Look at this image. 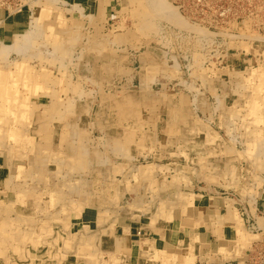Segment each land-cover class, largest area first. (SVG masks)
Instances as JSON below:
<instances>
[{
  "label": "crops",
  "instance_id": "crops-1",
  "mask_svg": "<svg viewBox=\"0 0 264 264\" xmlns=\"http://www.w3.org/2000/svg\"><path fill=\"white\" fill-rule=\"evenodd\" d=\"M0 1V42L9 45L17 37L33 31V25L49 31L51 27L58 30L59 26L64 27L65 24L67 27L63 30L68 31V26L73 24L76 25L75 31H85L88 26L85 20L96 13L92 7L98 2L68 0L70 8L61 14L68 20L66 24L63 21L57 22L60 18L54 9L35 10L30 5L25 7L26 4H22L21 0H6L8 4ZM98 28L99 25L94 29L89 27L88 30ZM96 57L99 55L84 54L78 70L80 65L84 69L92 68L95 73L102 67L104 71H100V77L96 75V82H100L101 88L108 84H104L105 80L112 83L109 90L111 93L106 92V88L100 90L97 85L93 89L97 91L93 99L95 101L87 99L86 95H92L93 91L88 83L82 89H73L80 96L74 92L69 93L77 95L75 102L68 99L69 95L61 93L60 98L47 99L36 107L27 137L14 142L12 149L4 153L0 150V208L14 202L11 211L17 220L13 219L12 222H21L26 218L30 224L27 228L29 236H39L35 233L39 231L45 234L42 238L48 240L53 239V232H41L52 231V226L44 224L63 225L60 231H56L58 234L77 233L80 231L77 226L81 225L86 235L91 234V238L98 241L106 254L128 258L132 264H161L164 262L162 253L165 251L178 258L184 256V261L191 258L195 264H208V258L215 254L214 251L217 253L230 244L233 232L231 226L236 224L229 216L226 200H222L227 197V190L237 193L236 189L229 188L226 179L230 174V161H238V158L229 155V136L224 132L220 136L211 135V129L218 127L215 119H212L208 127V135L203 134L204 138L198 134L182 135L187 128H196L200 124V120L188 121L194 116L190 111L196 113L197 109L190 106L189 102L185 104L189 112H186L188 119L184 121L170 114L173 108L170 110L166 107L165 112L162 108V92L149 90L150 65L147 55L141 57L139 54L136 59L124 56V63L128 64L124 68L132 67L129 69L130 76L118 70L122 65L118 56L104 54L99 59ZM138 65L140 70L134 71L133 66ZM136 72L140 73L141 82L140 87L133 90L131 82ZM245 110V116L242 112L245 123L256 134V138H252L254 149L255 144L261 143L262 139L264 142V136H261L264 133V106L255 100L247 104ZM162 112L170 115V119L162 120L160 127L164 126V131L169 133L164 135L163 143L166 142L171 149L167 153L163 152L155 132V139H152L156 146L160 145V150L149 153L147 136L151 128L159 127L157 118L163 116ZM138 113L141 119L134 118ZM147 117L153 119L152 124L146 120ZM243 142L237 145L242 151ZM255 155H251L253 161ZM199 161L203 162V172ZM239 164L244 165L241 162ZM252 167L253 184L249 183L247 187L238 190L257 194L252 206L260 208L264 206V184L256 177L254 164ZM198 176L206 180L203 186L197 183ZM205 186H208L207 190ZM166 192L172 193V199L166 198L169 195H165ZM156 194L158 198L154 200L157 201L153 202L152 198ZM18 195L22 198L20 203L15 201ZM235 203L237 207H246L239 199ZM137 207L145 208L140 213ZM42 208L45 209V215L40 210ZM152 208L154 211L149 212ZM245 214L242 222L251 216ZM154 255H157L156 258H153ZM10 262L11 259L4 260L3 264ZM44 264L51 263L47 261Z\"/></svg>",
  "mask_w": 264,
  "mask_h": 264
},
{
  "label": "rangeland",
  "instance_id": "rangeland-1",
  "mask_svg": "<svg viewBox=\"0 0 264 264\" xmlns=\"http://www.w3.org/2000/svg\"><path fill=\"white\" fill-rule=\"evenodd\" d=\"M74 1L78 2L79 0ZM97 1L96 5L92 7L96 13L85 20L88 24L85 31H75L76 25L73 24L68 26V29L70 28L68 31L63 30L67 27L65 24L64 27L59 26L58 30H53V28L52 31L38 28V31L33 33L38 36H35L32 41L24 43L21 42L22 37L16 39L15 43L13 42L16 49L12 52H7L8 49L4 46L10 43L2 44L0 42V74L12 75L14 71L24 73L29 69L22 77L24 79L15 83L18 89L17 96L20 97L22 103H20L21 109L27 108L25 107L27 104L28 108H32L30 120L32 122L34 111L39 104L45 103L47 99L60 98L61 93L65 95H69L70 92L77 93L73 89H82L88 83L91 85L89 86L91 90L98 85L100 90L104 91L106 88L105 91L111 93L109 90L112 83L105 80L104 84H108L101 88L100 82H96V75L100 77V71H104L102 67L101 70L95 72L96 74L92 68L84 69L80 65L78 70L79 61L83 60L84 54L99 55L96 57L97 59L104 54L118 56L119 63L121 62L123 65H121V71H125L124 75L126 76H130L129 69L132 67L124 68V65H128L124 63V56H132L136 59L139 54L141 57L147 55L150 65L149 90L162 92V108L165 109V112L166 107H169L170 110L173 108L174 110L170 114L174 115L176 119L186 120L188 119L186 112L189 111L185 104L189 102V105L191 104L194 109H197L196 113L200 110L196 116V113L191 110L190 114L194 116L188 119V121L200 120V124L196 128L193 126L187 128L185 132H182V135L198 134L204 138L203 134L208 135V127H210L212 119H215L218 127L211 129V135H228L230 139L229 155L238 158V161H230L232 163L229 169L230 174L226 178L229 188L236 189L237 195L230 192L231 190L229 192L227 190V197L222 199L226 200L231 220L236 221V224L231 226L234 233H231L232 237L229 239L230 244L227 248L220 249L217 253L214 251L215 254L208 258V264H264V206L260 208L252 206L253 198L256 199L257 194L252 191L238 190L243 186L247 187L246 185L249 183L253 184V164L257 169L256 177L262 185L264 184V142L262 139V142L258 145L255 144V148L252 149V138H256V134L245 123L244 117L247 104L250 105L258 100L264 106V8H259L264 0H166L172 8L186 17L187 21L182 18V24L168 21L166 19L168 17L162 13L164 11L154 10L146 4V0ZM2 2L9 3L6 0H2ZM21 2L26 4L25 7L30 5V8L35 10L39 8L54 9L60 18L57 22L69 23L61 16L65 9L70 8L68 0H21ZM255 12H259L258 15ZM97 25L100 27L97 30H88L89 27L94 29ZM145 33L148 35L145 36ZM131 34L134 35V39L131 36L130 38L126 37ZM121 58L124 59L121 61ZM129 59L127 58V60ZM98 64L101 63L98 62ZM133 70L139 71L140 65L133 66ZM33 75L37 76V79L28 80L29 76ZM84 75L87 77H82ZM134 75L135 79L131 84L133 90H137L140 87L141 77L139 72ZM120 88L122 89V87ZM120 88L119 90H121ZM91 93L92 95H86V98L93 100L97 91L93 90ZM76 96L72 93L68 99L75 102ZM11 97L10 91H3L0 95V104L7 99L11 102ZM100 98L102 99V97ZM138 98L140 97L136 99ZM11 103L13 104V101ZM182 106L183 109H180ZM206 111H208V116ZM242 112H244V116ZM16 113L18 115V112ZM162 115L157 118L159 127L151 128L147 136L149 153H156L160 150V145L154 144L153 135L155 132L159 137L157 142L161 144V147H164H162L163 152L167 153L168 149H171L170 145H166V142L163 143L164 135L169 133L164 131V126L160 127V124H163L162 120L170 119V115L168 116L164 112ZM8 116L7 112L4 117ZM140 116L138 113L134 118L139 119ZM18 119L19 115L16 123L9 124L10 126L0 123L2 124L0 126V150L3 153L7 149H12L15 145L13 143L20 139L19 137L18 140H14L9 136L12 134L10 131L16 129L17 125L21 123L18 122ZM146 120L150 124L153 122V119H148V117ZM22 123L19 130L22 135H26L30 126H24ZM227 123L228 126H226ZM262 135L264 136V133H261ZM21 139H24V136ZM242 140H244L242 144L244 151L237 146ZM251 155L256 156L255 161ZM200 162L198 164L203 172V162ZM204 181H206L204 177H197L199 185L203 186ZM255 185L257 188L258 185ZM205 188L207 190L208 186ZM166 194H169L166 198L172 199L170 198L172 193L166 192ZM151 196L153 197V195ZM156 198H158V194L152 198V201H157L154 200ZM235 198L243 202L246 207H237ZM137 208L141 213L145 207ZM1 209L2 207L0 212ZM40 210H43L42 214L45 215V209ZM152 210L154 211L153 208L149 209V212H153ZM245 213L251 216L242 222ZM16 217L13 210L8 212L6 208L5 212L0 214V225L2 224L0 226V255L2 254L0 264L8 259H11L10 263L12 264H33L34 261V264H44L47 261H50L51 264H132L128 258L106 254L103 247L99 246L98 241L89 237L91 234L86 235L84 229L80 227L81 225H76L80 230L77 233L58 234L56 231H60L63 225L44 224V226L51 225L52 231L41 233L48 232L50 234L53 232L52 241L42 238L45 234H40L39 231L35 232L39 236H29L27 228L30 224L25 219L21 222L16 221ZM151 218L153 217L151 216ZM166 218L170 217H164V219ZM13 219H16L15 222H12ZM56 234L58 235L56 236ZM90 243L91 245H89ZM48 249L49 252H47ZM164 253H162L164 262L161 264H195L194 259L187 258L184 261V256L178 258L166 254V251ZM156 256L154 255L153 258Z\"/></svg>",
  "mask_w": 264,
  "mask_h": 264
},
{
  "label": "bare ground",
  "instance_id": "bare-ground-1",
  "mask_svg": "<svg viewBox=\"0 0 264 264\" xmlns=\"http://www.w3.org/2000/svg\"><path fill=\"white\" fill-rule=\"evenodd\" d=\"M197 1V0H196ZM200 3H201V1H200ZM203 3V2H202ZM146 4L148 5V6H151L154 10L155 9H159L161 12L162 11H164V12H162L164 15H166L168 18H166L168 21H172V22H175L176 24H182V18L184 19V20H186V17L184 16V15H182L181 14V12H177L174 8H172L167 2H166V0H146ZM46 5V4H45ZM77 5V4H76ZM77 7V6H76ZM76 7H75V9H76ZM98 7H99V5H98ZM176 7V6H175ZM176 8H178V7H176ZM259 8L260 9H262V8H264V3L263 4H261L260 6H259ZM78 10V9H77ZM79 10H81V9H79ZM78 12V11H77ZM80 12V11H79ZM179 13V14H178ZM258 13L259 12H255V14H257L258 15ZM48 14V13H47ZM184 14V13H183ZM180 15V16H179ZM192 16H193V14H192ZM49 17V16H48ZM185 17V18H184ZM35 19V18H34ZM45 19V18H44ZM43 19V20H44ZM31 21V20H30ZM90 21V20H89ZM187 21V20H186ZM35 23H36V20H35ZM188 23V22H187ZM31 24V23H30ZM33 24H34V21H33ZM189 25V24H188ZM140 26V25H139ZM191 26V25H190ZM32 27V26H31ZM30 27V28H31ZM38 26L37 25H33V31H28L27 33H24L22 36H20V37H22V40H21V42H26V41H28V42H30V41H32V39L35 37V36H38V35H33V33L34 32H37L38 31V28H37ZM194 27V26H193ZM138 28V27H137ZM192 28V27H191ZM51 31H52V27L51 28H49ZM203 29H205V28H203ZM23 30V29H22ZM54 30V29H53ZM205 30H207V29H205ZM71 31V30H70ZM140 31V30H139ZM139 31H137V32H139ZM116 35V34H115ZM148 34H146L145 33V36H147ZM130 36L132 37V39H134V35L133 34H131V35H127L126 37H128V38H130ZM40 37V36H39ZM231 36H229V38H230ZM228 38V39H229ZM232 38V37H231ZM239 38V37H238ZM16 39H19V37L18 38H16ZM233 39V38H232ZM71 40H74V39H71ZM15 43V42H14ZM14 43L13 44H11V45H4V46H6V48L8 49L7 50V52H12V51H14L15 49H16V47L14 46ZM3 44V43H2ZM23 44V43H22ZM28 44V43H27ZM26 44V45H27ZM80 44V43H79ZM96 44V43H95ZM30 45V44H29ZM75 45V44H74ZM235 45V44H234ZM233 45V46H234ZM72 46V45H71ZM109 46V45H108ZM133 46V45H132ZM235 48V47H234ZM88 52V51H87ZM92 53H94V52H92ZM97 54V53H96ZM116 54V53H115ZM127 62V61H126ZM86 63V62H85ZM103 63V62H102ZM90 65V64H89ZM120 66V65H119ZM86 67V66H85ZM250 67H252V66H250ZM249 67V68H250ZM84 68V67H83ZM248 68V67H247ZM87 69V68H86ZM118 70H121L120 68H118ZM117 70V71H118ZM29 71V69L27 70V71H25L24 73L22 72V71H19V73L18 72H16V71H14L13 72V74L12 75H5L4 73H1L0 74V95H1V93L3 92V91H10L11 93H12V97L10 98L11 99V102L13 101V104L7 99V100H5V102H3L2 104H0V123H4V125H7V126H10L9 124H14V123H16V121H17V116L19 115V119H18V122L20 123H22V121H23V123H22V125H24V126H30V124H31V117H32V113H31V109H30V107L28 108V104L27 105H25V107H27V108H24V109H21V106H20V103H21V101H20V97H18L17 96V92H18V89L16 88V86H15V83H16V81H18V80H20L21 81V79H24V78H22L23 76H24V74H26L27 72ZM128 71V70H127ZM120 72V71H119ZM251 72V71H250ZM79 77H81V76H79ZM87 77V76H86ZM34 78H36L37 79V76H35V75H33L32 77L31 76H29V78H28V80H30V81H32V79H34ZM93 79V78H92ZM36 83V82H35ZM145 90V89H144ZM148 90V89H147ZM200 93V92H199ZM105 94H107V93H105ZM207 96V95H206ZM214 99V98H213ZM217 99V98H216ZM200 100H202V99H200ZM217 101V100H216ZM215 101V102H216ZM219 101V100H218ZM217 101V102H218ZM194 102H195V100H194ZM221 102V101H220ZM203 103V102H202ZM22 104V103H21ZM85 107V106H84ZM218 108V107H217ZM86 109V108H85ZM237 109V108H236ZM21 110V111H20ZM7 112H8V117H4L6 114H7ZM16 112H18V115H16L17 113ZM84 114H86V113H84ZM21 115V116H20ZM5 118V119H4ZM215 118V117H214ZM125 119V118H124ZM185 119V118H184ZM129 121V120H128ZM184 121V120H183ZM49 122V121H48ZM120 122V121H119ZM20 123V124H21ZM50 123V122H49ZM20 124H18L17 125V128L16 129H13V131H10V132H12V134L11 135H9L12 139H14V140H18L19 139V137H20V139H21V137L22 136H24V138H26L27 137V135H22L21 133H20V130H19V128L21 127L20 126ZM88 124V123H87ZM2 124H0V126H1ZM20 126V127H19ZM23 126V127H24ZM77 127V126H76ZM138 127H140V126H138ZM70 128V127H69ZM82 130H84V129H82ZM27 134V133H26ZM62 134V133H61ZM65 135V134H64ZM70 135V134H69ZM45 136V135H44ZM86 137V136H85ZM67 138V137H66ZM82 138V137H81ZM19 139V140H20ZM61 139V138H60ZM63 139V138H62ZM79 139V138H78ZM83 139V138H82ZM82 139H80V140H82ZM86 139V138H85ZM73 140H75V139H73ZM72 140V141H73ZM35 141V140H34ZM105 141V140H104ZM71 142V141H70ZM104 143V142H103ZM107 143V142H106ZM143 143V142H142ZM36 145V144H35ZM37 147V146H36ZM81 149V148H80ZM48 150V149H47ZM80 151V150H79ZM108 151V150H107ZM30 154V153H29ZM51 154V153H50ZM53 154V153H52ZM64 157V156H63ZM74 157V156H73ZM64 159H65V157H64ZM10 165V164H9ZM29 165V164H28ZM72 165V164H71ZM97 166H98V164H97ZM134 166V165H133ZM68 167V166H67ZM9 168V167H8ZM81 168V167H80ZM98 168H100V167H98ZM55 169V168H54ZM114 169V168H113ZM80 170V169H79ZM89 170V169H88ZM57 171V170H56ZM61 171V170H60ZM66 171V170H65ZM113 171V170H112ZM55 172V171H54ZM87 172V171H86ZM52 173V172H51ZM65 173V172H64ZM88 173V172H87ZM31 175V174H30ZM71 176V175H70ZM81 176V175H80ZM27 177V176H26ZM74 177H75V175H74ZM77 177V176H76ZM75 177V178H76ZM45 180V179H44ZM15 181V180H14ZM25 181V180H24ZM10 182V181H9ZM1 183V182H0ZM14 184H16V183H14ZM18 185V184H17ZM25 185H27V184H25ZM54 186V185H53ZM25 188V187H24ZM32 188V187H31ZM264 189V188H263ZM31 190H33V189H31ZM30 190V191H31ZM78 190V189H77ZM264 191V190H263ZM36 192V191H35ZM81 195V194H80ZM84 195V194H83ZM93 198V197H92ZM21 201L22 200V198L20 197V195H18V198L17 199H15V201ZM162 200V199H161ZM86 201V200H85ZM14 203V202H13ZM13 203L12 204H10V205H7V206H3L2 207V209H1V212H0V214L1 213H3V212H5V208H6V211H8V212H11V208H12V205H13ZM20 203V202H19ZM69 204V203H68ZM128 204V203H127ZM130 204H132V203H130ZM2 205H4V204H2ZM128 206V205H127ZM132 206V205H131ZM139 206V205H138ZM72 208V207H71ZM52 209V208H51ZM134 209V208H133ZM56 210V209H55ZM43 211V210H42ZM70 211V210H69ZM75 211V210H74ZM140 212V211H139ZM12 214V213H11ZM48 215V214H47ZM20 216V215H19ZM22 216V215H21ZM53 218V217H52ZM22 219V218H21ZM26 219V218H25ZM80 219V218H79ZM29 220H30V218H29ZM34 220V219H33ZM46 220V219H45ZM75 220V219H74ZM3 221V220H2ZM51 221V220H50ZM102 221H103V219H102ZM105 221V220H104ZM75 224V223H74ZM77 224V223H76ZM2 225V224H1ZM0 225V226H1ZM108 228V227H107ZM20 229V228H19ZM21 231V230H20ZM65 231V230H64ZM76 232V231H75ZM23 233V232H22ZM2 236V235H1ZM84 236V235H83ZM91 237V236H90ZM37 238V237H36ZM67 238V237H66ZM26 239V238H25ZM35 240V239H34ZM33 240V241H34ZM32 243V242H31ZM37 243V242H36ZM63 243V242H62ZM17 244V243H16ZM70 244V243H69ZM47 245V244H46ZM89 245H91V243L89 244ZM28 246V245H27ZM7 247V246H6ZM22 248V247H21ZM71 250V249H70ZM27 253V252H26ZM76 254V253H75ZM74 254V255H75ZM99 254V253H98ZM109 254H111V253H109ZM2 255V254H1ZM0 255V256H1ZM102 255V254H101ZM52 257V256H51ZM74 257V256H73ZM117 258V257H116ZM26 261V260H25ZM10 264V263H9ZM116 264V263H115Z\"/></svg>",
  "mask_w": 264,
  "mask_h": 264
}]
</instances>
